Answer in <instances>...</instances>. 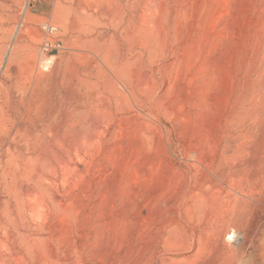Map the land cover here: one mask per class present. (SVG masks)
I'll use <instances>...</instances> for the list:
<instances>
[{"label": "rangeland", "instance_id": "374dc122", "mask_svg": "<svg viewBox=\"0 0 264 264\" xmlns=\"http://www.w3.org/2000/svg\"><path fill=\"white\" fill-rule=\"evenodd\" d=\"M4 2L0 264H264V0Z\"/></svg>", "mask_w": 264, "mask_h": 264}, {"label": "bare ground", "instance_id": "6f19581e", "mask_svg": "<svg viewBox=\"0 0 264 264\" xmlns=\"http://www.w3.org/2000/svg\"><path fill=\"white\" fill-rule=\"evenodd\" d=\"M5 0H0V30L2 29V26L5 23L6 16L3 14V11L6 7ZM5 27V26H4ZM5 98H6V90L4 85L2 84L0 86V125L2 124V118L4 117V110H5ZM16 123L13 125L11 129L8 130L7 138H0V166L3 163V160L6 156L11 154L15 148L14 145L16 144V137L21 133V131L24 129V118L23 115L18 111ZM11 140L9 141V139ZM16 146V145H15ZM233 238H238V236L235 235H229ZM237 242V241H236Z\"/></svg>", "mask_w": 264, "mask_h": 264}]
</instances>
